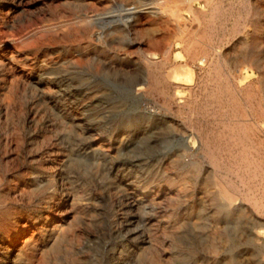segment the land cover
I'll use <instances>...</instances> for the list:
<instances>
[{
	"label": "rangeland",
	"instance_id": "rangeland-1",
	"mask_svg": "<svg viewBox=\"0 0 264 264\" xmlns=\"http://www.w3.org/2000/svg\"><path fill=\"white\" fill-rule=\"evenodd\" d=\"M0 43V264H264V0H0Z\"/></svg>",
	"mask_w": 264,
	"mask_h": 264
},
{
	"label": "bare ground",
	"instance_id": "bare-ground-1",
	"mask_svg": "<svg viewBox=\"0 0 264 264\" xmlns=\"http://www.w3.org/2000/svg\"><path fill=\"white\" fill-rule=\"evenodd\" d=\"M151 5V4H150ZM154 7V6H153ZM151 7L149 6V7H146L145 9H150ZM127 9V8H126ZM130 9V8H129ZM142 9L140 8V9H136V10H131L129 13L130 14H132V15H135V14H138L140 11H141ZM5 11V10H4ZM6 12V11H5ZM112 18V17H111ZM110 18V19H111ZM119 20V19H118ZM120 21V20H119ZM122 22H125V19L123 20H121ZM263 27V26H262ZM8 37V36H7ZM11 39H13V38H11ZM17 39H15V41L14 40H12V41H10V44H11V46L13 47V48H21L22 46L24 47V46H26V45H33L34 44V39L33 38H30L29 40H27V41H22V42H18V41H16ZM7 41H9L8 39H7ZM3 44V43H2ZM1 43H0V47H1V45H2ZM12 48V49H13ZM34 49V48H33ZM14 50V49H13ZM167 52H168V50H167ZM1 55V54H0ZM12 56V55H11ZM9 57V56H8ZM203 57V56H202ZM209 57V56H208ZM205 58V57H204ZM212 62V61H211ZM212 65V64H211ZM217 72V71H216ZM218 73V72H217ZM219 74V73H218ZM217 75V74H216ZM230 76V75H229ZM156 78V77H155ZM158 80V79H157ZM154 82V81H153ZM219 89V88H218ZM221 89H223V88H221ZM225 89H227V91H230V90H228V88H225ZM221 91V90H220ZM219 91V92H220ZM228 93V92H227ZM226 94V93H225ZM224 94V95H225ZM229 94H230V92H229ZM222 95H223V92H222ZM232 96V95H231ZM233 96H234V94H233ZM223 97V96H222ZM227 97H228V95H227ZM213 98H214V96H213ZM215 99V98H214ZM221 99V98H220ZM230 100V99H229ZM233 100H234V97H233ZM217 101V100H216ZM220 101H222V100H220ZM233 102V101H232ZM230 107V106H229ZM242 132V131H241ZM243 133V132H242ZM241 133V134H242ZM233 135V134H232ZM243 135V134H242ZM231 136V135H230ZM233 136H235V135H233ZM240 137H241V135H239ZM229 137V136H228ZM240 137H239V139H240ZM243 137V136H242ZM245 137V136H244ZM233 138V137H232ZM248 138V137H247ZM225 139V138H224ZM229 139H227V141H228ZM231 140V139H230ZM234 140V139H233ZM236 140H238V136H237V139ZM242 140H244V139H241V141ZM233 142V141H232ZM239 143H242V142H239ZM243 144V143H242ZM208 146V145H207ZM240 146V145H239ZM238 146V147H239ZM244 146V145H243ZM242 146V147H243ZM204 147V146H203ZM236 147V146H235ZM235 147H233V148H235ZM241 147V148H242ZM247 147V146H246ZM206 148H208V147H206ZM240 148V149H241ZM252 148V147H251ZM205 149V148H204ZM247 149V148H246ZM254 149V148H253ZM235 150V149H234ZM256 150V149H255ZM233 151V150H232ZM240 151V150H239ZM212 152V151H211ZM244 152V151H243ZM208 154H210L209 152H208ZM238 154V153H237ZM244 154V153H243ZM258 154V153H257ZM207 155V154H206ZM237 156V155H236ZM245 156V155H244ZM212 160V159H211ZM246 161V160H245ZM254 161V160H253ZM258 161V160H257ZM216 163V162H215ZM238 163V162H237ZM241 163V162H240ZM218 164V163H217ZM222 164V163H221ZM224 165V164H223ZM214 166V165H213ZM221 166V165H220ZM225 166V165H224ZM214 167H216V166H214ZM255 167V166H254ZM257 167V166H256ZM46 168V167H45ZM217 168V167H216ZM215 168V169H216ZM219 168V167H218ZM221 168V167H220ZM259 168H261L260 166H259ZM254 169V168H253ZM256 169V168H255ZM263 169V168H262ZM51 170V169H50ZM257 170V169H256ZM52 171V170H51ZM222 171V170H221ZM228 172H229V170H228ZM258 173H259V170H258ZM263 173V172H262ZM256 174V173H255ZM263 175V174H262ZM261 177V176H260ZM46 179V178H45ZM62 182V181H61ZM47 186H48V188L49 189H51V187H53V186H55V190H58V187L60 186V181L58 180L57 181V175L56 174H54V173H50L49 175H48V177H47ZM61 185H62V183H61ZM44 187H46V186H44ZM23 188V187H22ZM55 192V191H54ZM57 192V191H56ZM224 192V191H223ZM55 194L56 193H54L53 195L55 196ZM217 195V194H216ZM229 196V195H228ZM202 197V196H201ZM227 197V196H226ZM219 198V197H218ZM203 199V198H202ZM220 199H221V197H220ZM232 200V199H231ZM236 200V199H235ZM50 201V200H49ZM56 201V200H55ZM223 202V201H222ZM240 202V201H239ZM231 203V202H230ZM236 203V202H235ZM206 204V203H205ZM232 204V203H231ZM237 204V203H236ZM51 205V204H50ZM224 205V204H223ZM2 206V205H1ZM211 207V206H210ZM219 207V206H218ZM217 207V208H218ZM232 207V206H231ZM231 207H230V209H231ZM206 208V207H205ZM223 209V208H222ZM245 209V208H244ZM227 210V209H226ZM4 211V210H3ZM62 211V210H61ZM198 211V210H197ZM221 211V210H220ZM222 211H225V210H222ZM221 211V212H222ZM242 211V210H241ZM246 211V210H245ZM5 212V211H4ZM238 212H240V211H238ZM3 213V212H2ZM197 213H199V212H197ZM207 213V212H206ZM225 213V212H224ZM260 213V212H259ZM5 214V213H4ZM202 214V213H201ZM239 214V213H238ZM3 215V214H2ZM7 215V214H6ZM210 215V214H209ZM229 215V214H228ZM206 216H208V215H206ZM227 216V215H226ZM212 217V216H211ZM245 217V216H244ZM251 217V216H250ZM254 217V216H253ZM46 218H48V216H46ZM52 218V217H51ZM206 217H204L203 219H205ZM243 218V217H242ZM50 219V218H49ZM251 219V218H250ZM260 219H261V217H260ZM37 220V219H36ZM63 220V219H62ZM201 220V219H200ZM12 221V220H11ZM58 221V220H57ZM20 222V221H19ZM200 222H202V221H200ZM236 222H237V220H236ZM259 222H260V220H259ZM264 222V221H263ZM21 223V222H20ZM27 223V222H26ZM205 223V222H204ZM256 223H257V221H256ZM206 224V223H205ZM264 224V223H263ZM16 225V224H15ZM41 225V224H40ZM44 225V224H43ZM23 226H24V224H21L20 226H18L16 229H14L15 230V232H14V234H13V238H12V240H10V242H9V244H8V246H7V249L8 250H10V251H12L13 249L15 250V249H21V247H23V246H27L28 244H29V242H30V240H31V236H29L28 234H26V235H23V236H21V232H23V230H24V228H23ZM29 226V225H28ZM258 226V225H257ZM263 226V225H262ZM51 227V226H50ZM196 227V226H195ZM41 228V227H40ZM46 228V227H45ZM44 228V229H45ZM202 228V227H201ZM256 228V227H255ZM263 228V227H262ZM54 229V228H53ZM31 230H32V228H31ZM30 230V231H31ZM199 230V229H198ZM207 230H209V229H207ZM250 231V230H249ZM255 231V230H254ZM7 232V231H6ZM44 232V231H43ZM212 232V231H211ZM59 233V232H58ZM200 233H201V231H200ZM255 233V232H254ZM254 233H253V236H254ZM7 234V233H6ZM252 234V233H251ZM46 235V234H45ZM222 236V235H221ZM34 237V236H33ZM58 238H59V235H58ZM232 238V237H231ZM256 238V237H255ZM7 239V238H6ZM216 239V238H215ZM254 239V238H253ZM253 239H250L251 241L253 240ZM260 240V239H259ZM54 241V240H53ZM56 241V240H55ZM251 241H249V244H251ZM255 241V240H254ZM214 242V241H213ZM222 242V241H221ZM50 243V242H49ZM57 243V242H56ZM248 243V242H247ZM236 244V243H235ZM5 245H7V244H5ZM22 245V246H21ZM216 245V244H215ZM261 245V244H260ZM56 246V245H55ZM260 248V247H259ZM216 249H217V247H216ZM261 249V248H260ZM3 250V249H2ZM4 250H5V248H4ZM220 250V249H219ZM237 250V249H236ZM231 251H233V250H231ZM261 251V250H260ZM235 252V251H234ZM4 253V252H3ZM15 253V252H14ZM17 253V252H16ZM229 253H230V251H229ZM213 254V253H212ZM22 255V254H21ZM20 255V256H21ZM215 255V254H214ZM217 255V254H216ZM215 255V256H216ZM236 255V254H235ZM229 256V255H228ZM15 257V256H14ZM18 258H19V256H18ZM218 258V257H217ZM236 258V257H235ZM11 259H12V257H11ZM10 259V260H11ZM15 259V258H14ZM21 259V258H20ZM19 259V260H20ZM214 259V258H213ZM212 260V259H211ZM217 260H219V259H217ZM224 261H226V260H224ZM14 262V261H13ZM17 262H19V261H17ZM219 262V261H218ZM238 262H239V260H238ZM222 263H223V261H222ZM225 264H236V262L234 261V259L232 258L231 259V261H229V263H226L225 262Z\"/></svg>",
	"mask_w": 264,
	"mask_h": 264
}]
</instances>
